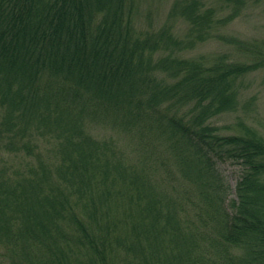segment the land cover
<instances>
[{"label":"trees","instance_id":"obj_1","mask_svg":"<svg viewBox=\"0 0 264 264\" xmlns=\"http://www.w3.org/2000/svg\"><path fill=\"white\" fill-rule=\"evenodd\" d=\"M202 1L172 6L182 39L140 30L136 0H0V264H264V136L210 121L235 108L264 52L217 29L221 2L245 0ZM204 40L246 57L180 52ZM107 118L148 132L137 163L87 131ZM20 152L35 162L13 170ZM188 208L201 226L182 222Z\"/></svg>","mask_w":264,"mask_h":264},{"label":"rangeland","instance_id":"obj_2","mask_svg":"<svg viewBox=\"0 0 264 264\" xmlns=\"http://www.w3.org/2000/svg\"><path fill=\"white\" fill-rule=\"evenodd\" d=\"M135 9L140 30L155 31L161 29L163 26L172 25L171 29L179 38L186 39L189 33L188 22L184 17L171 18L170 11L174 3H180L182 0H136ZM213 3L216 7L220 4L218 0L209 2L203 0L202 2ZM244 5L238 11L233 7V3L226 5V2H221L220 17H227V22L219 25L224 35L232 36L231 38L238 39L243 45L244 42L257 43L263 48L264 52V0H245ZM217 2V3H216ZM235 12V13H234ZM137 26V25H136ZM182 54L190 57L198 58L201 55L213 57L219 54L229 55L230 58L240 57L244 59L245 51H238L234 44L218 41H197L190 46L183 48ZM247 60H253L252 56H248ZM240 92L237 98V104L232 110L222 112L210 119L211 123L216 125L221 134L228 135L235 133L236 130L242 128V125L250 127L264 136V66H260L252 72L248 73L240 83ZM118 124V125H115ZM124 124L119 120L112 118L96 119L87 124V131L97 139H112L113 150L115 157L121 161L124 166L137 163L138 159L142 157V149H138V142H144L148 139V132L144 131V136L141 138L135 130H125ZM150 138H154L151 134ZM156 143V138H154ZM162 145H157L156 148L161 150ZM164 149V148H163ZM163 153V152H162ZM9 161L13 164V170L23 168V164L27 161L35 162L33 155L26 156L23 152L9 154ZM155 160V159H154ZM153 160V161H154ZM155 165L157 163H154ZM155 172L157 180L165 173L161 166L157 167ZM168 168V170H170ZM226 184L229 187L231 196L233 197L234 186L240 176V166L230 160L220 163L218 166ZM177 174V172H175ZM176 177V176H174ZM156 183L154 179H151ZM180 187V185H179ZM171 189V188H169ZM158 190V189H157ZM158 192V191H157ZM177 205H175V208ZM183 214V223H197L202 225L199 216L195 215L189 208L181 212ZM178 218V215H177ZM176 218V219H177ZM181 222V221H180ZM0 251L5 253L4 249ZM21 259L16 257L11 260V264H18ZM6 263V262H5ZM4 263V264H5Z\"/></svg>","mask_w":264,"mask_h":264}]
</instances>
